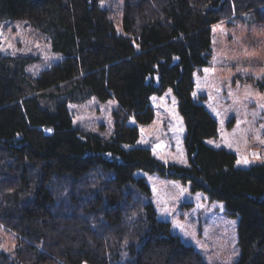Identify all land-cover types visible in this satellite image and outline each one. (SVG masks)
Listing matches in <instances>:
<instances>
[{
    "label": "trees",
    "instance_id": "1",
    "mask_svg": "<svg viewBox=\"0 0 264 264\" xmlns=\"http://www.w3.org/2000/svg\"><path fill=\"white\" fill-rule=\"evenodd\" d=\"M248 15L264 23V0H0V28L27 22L57 57L0 54V225L17 239L0 264H208L158 218L140 170L224 202L240 217L236 264H264V162L209 146L219 122L193 99L213 28ZM169 88L189 167L139 143ZM92 98L118 102L113 137L74 126L69 105Z\"/></svg>",
    "mask_w": 264,
    "mask_h": 264
},
{
    "label": "rangeland",
    "instance_id": "2",
    "mask_svg": "<svg viewBox=\"0 0 264 264\" xmlns=\"http://www.w3.org/2000/svg\"><path fill=\"white\" fill-rule=\"evenodd\" d=\"M112 1L117 7L123 4V0ZM116 23L120 30L121 21ZM0 40L1 55L21 49L29 55L41 54L45 60L57 58L47 40L25 21H8L0 28ZM212 49L210 66L194 74L193 99L219 122L218 136L206 143L234 152L237 167L250 168L264 162V23H256L250 15L244 21L218 23L213 28ZM152 104L155 119L139 126V143L150 147L164 164L189 167L187 128L177 95L169 88L163 95L153 96ZM118 106L115 99L92 98L71 103L69 108L75 127L111 138L116 131L114 113ZM130 124L136 125L134 121ZM135 177L145 178L150 185V200L158 218L170 222L173 233L186 245L196 247L208 264H236L240 260V217L229 216L224 202L157 173L140 170ZM16 243V235L0 225V252L12 251Z\"/></svg>",
    "mask_w": 264,
    "mask_h": 264
},
{
    "label": "snow or ice",
    "instance_id": "3",
    "mask_svg": "<svg viewBox=\"0 0 264 264\" xmlns=\"http://www.w3.org/2000/svg\"><path fill=\"white\" fill-rule=\"evenodd\" d=\"M245 163H247V161H245Z\"/></svg>",
    "mask_w": 264,
    "mask_h": 264
}]
</instances>
